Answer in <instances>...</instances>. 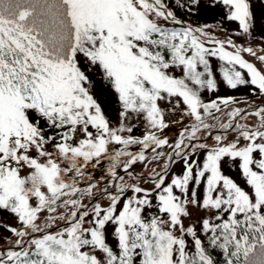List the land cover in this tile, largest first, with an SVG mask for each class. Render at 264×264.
Segmentation results:
<instances>
[{"label": "snow or ice", "instance_id": "obj_1", "mask_svg": "<svg viewBox=\"0 0 264 264\" xmlns=\"http://www.w3.org/2000/svg\"><path fill=\"white\" fill-rule=\"evenodd\" d=\"M209 2L238 30L221 29L229 34L218 39L165 0H0V210L17 220L4 225L15 240L3 237L11 247L0 249V264H215L209 249L217 248L227 264H264V103L202 99L220 83L264 96V46L233 39L252 36L251 0ZM199 3L175 0L189 12ZM97 80L118 99L115 125L95 98ZM173 98L191 124L170 144L159 102ZM221 112L227 121L207 122ZM132 114L143 116L142 137L131 135ZM248 115L257 118L251 126L240 122ZM201 129L215 134L202 139ZM149 150L164 163L144 177L132 169ZM104 161L107 186L94 195L99 181L88 169ZM228 161L246 188L225 174ZM190 205L214 213L197 220L199 234L184 223Z\"/></svg>", "mask_w": 264, "mask_h": 264}, {"label": "rangeland", "instance_id": "obj_2", "mask_svg": "<svg viewBox=\"0 0 264 264\" xmlns=\"http://www.w3.org/2000/svg\"><path fill=\"white\" fill-rule=\"evenodd\" d=\"M203 3V0H200ZM209 1V0H206ZM252 3V11L255 16V28L253 30L252 36L248 37L245 39L243 36L240 37H233L234 40H236L238 43L243 44L244 46H248L251 44L252 46H264V0H251ZM209 8H212L214 10V15L215 17L211 18L210 21H198L196 25H192L191 22V17L194 19V16L189 15H177L179 19L182 21H185L186 24H191L192 26H197V25H210L207 29V31L210 34H213L216 38L218 39H224L229 33L225 32L221 29H227L229 31H235L238 30V24L236 22H230L224 19V9L221 6L218 7H212L211 4L207 5ZM170 7V6H169ZM171 8V7H170ZM172 9V8H171ZM194 22V21H193ZM259 54H264V53H258ZM245 59L253 62L256 64L258 68L261 67V65L255 61L251 56L245 55ZM218 61L213 59L212 64L214 69L218 65ZM176 76H180L181 72L178 70L174 73ZM94 79H96L94 77ZM217 79L219 80V75L217 73ZM99 96L103 97L99 99ZM227 96H232L236 98L238 103L233 105V107H246L244 101H249L251 104L256 105V104H261L264 103V96L260 95H252V88L251 86H241L238 87L237 89H229L227 88L223 83H220L218 86L217 91L209 92L207 90L202 92V99L207 102L211 99H215L217 97H227ZM95 98L97 99V102L102 106V109L106 116L109 118V120L112 122L113 125L117 123L118 120V112L120 110L119 104L116 106V95L114 92H112L109 89H106L102 86L100 82H97L96 84V90H95ZM112 98V103L109 105L107 104V101ZM176 103V98H173L172 100V105H169L167 101H161L159 102V106L164 109L165 111V122L168 124V127L163 130V136L168 138V141L170 144H174L175 140L179 137V133L185 128L190 126L191 120L188 118H182V112L181 111H173V106ZM180 108L183 109L184 105L181 102ZM216 115L220 118L219 121L213 120L209 118L207 122L209 124L217 125L219 122H225L227 121L228 117L224 114V112L221 113H216ZM256 117L254 115H248L246 116L243 120L240 122L243 124H247L249 126L253 125L256 122ZM129 123L134 125L133 132L131 135L136 136V137H142L143 133L146 131L145 128V121L143 119V116H140L139 119L135 116V114H132L130 117ZM207 131H212L213 134H215V129H201L197 135L201 137L202 139L206 136ZM79 136V133L77 134ZM123 135L127 136L129 133H123ZM229 140L233 139L232 135H229L228 137ZM206 143L209 145L214 144V140L212 138H208L206 140ZM49 149H51V145L47 146ZM139 146H131L129 148V151H138ZM165 152L170 151L167 147L162 149ZM34 154V153H33ZM147 155L149 156V160L145 161L144 163H137L136 165L133 166L132 171L136 172L137 174H142V176L147 177L149 176L152 172L153 169L155 171H160L163 163H164V158H161L160 160H152L151 159V152L150 150L148 151ZM203 154H201V159H202ZM147 165V166H145ZM106 169H107V161L102 162L100 165H98L95 168H89L88 172L90 175L93 177V180H98L99 183L96 188L93 189L94 195L99 194L100 190H102L105 186H107V182L109 177L106 175ZM29 170L27 168H23L21 170V175H25ZM182 171V162L177 163L172 166V172H175L179 174ZM225 174L229 175L232 177L239 185L242 187H247L246 182L243 179L242 175L239 172L238 167H234L231 161H228L227 166L224 168ZM120 174L124 175V179L128 180V176L126 173L120 170ZM171 178V173L169 174V180ZM167 182V181H166ZM141 184L145 188H153L154 185L149 184V183H144L141 181ZM81 186H86L82 184ZM203 186L198 190L199 192H202ZM110 191H114V189H110ZM128 196L131 195V192L127 193ZM84 204H88L89 200L88 198H84L82 201ZM99 203L101 205H107L108 201L105 199L99 200ZM123 203V200H121V205ZM153 203H155V199L153 196ZM121 205H118V210ZM59 211H63V209H60ZM151 211H155V209H152ZM148 210H145V215H147ZM189 212L191 213V218L190 220L188 218H185L184 223L185 225H188L190 222L195 223L197 230L199 232V224L196 223L197 220L201 217L209 216V215H214V213H209L207 210L204 209H197L194 206H189ZM41 223L44 222V218H41ZM59 223H63L62 221H58ZM4 225H10V226H17V220L14 217L13 214H11L8 211L0 210V249H6L8 247H11V244L7 243L3 237H11V239L14 241L15 237L12 236V234L7 230ZM54 230V229H53ZM109 231L111 232V226L109 227ZM203 238V237H201ZM107 243L115 250L118 251L116 248V240L112 235H108L107 237ZM189 248L191 249V241L189 240ZM98 257H100L102 254L97 253Z\"/></svg>", "mask_w": 264, "mask_h": 264}, {"label": "trees", "instance_id": "obj_3", "mask_svg": "<svg viewBox=\"0 0 264 264\" xmlns=\"http://www.w3.org/2000/svg\"><path fill=\"white\" fill-rule=\"evenodd\" d=\"M165 3H167L175 11V14H177V15H180V14L185 15L186 14V16L189 15L190 17H191V15H193L194 19H192V17H191L192 25H196V23L198 21H201V20L210 21L211 18L215 17L214 10L207 6L210 4V2L206 1V0H203V3H202V1H200L198 8L195 5H191V7H192L191 12L188 11L187 7H185L184 9L177 8L175 6V0H165ZM93 79H94V77H93ZM97 82H100V81L97 80ZM101 98H103V97L99 96V99H101ZM111 103H112V98L107 101L108 107ZM117 104H119V102H118V99L116 97V106H117ZM57 131H59V130L50 129L46 132V135L55 134ZM134 173H136V172H134ZM140 175H142V174H140ZM198 234H199V232H198ZM202 239H204V238H202ZM205 246L207 247V244ZM209 251L212 254V258H213L215 264H227V257L225 256V254L223 253L222 250L217 248V249H209Z\"/></svg>", "mask_w": 264, "mask_h": 264}]
</instances>
